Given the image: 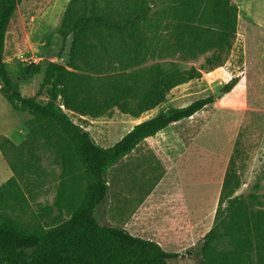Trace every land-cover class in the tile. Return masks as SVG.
<instances>
[{"label": "rangeland", "instance_id": "rangeland-1", "mask_svg": "<svg viewBox=\"0 0 264 264\" xmlns=\"http://www.w3.org/2000/svg\"><path fill=\"white\" fill-rule=\"evenodd\" d=\"M69 2L70 0H23L10 21L1 50L3 62L7 64L10 75L19 82L22 93L33 96L40 102L48 99L50 85L45 72L51 62L64 64L74 74L75 82L83 81V84L85 79L102 78L105 81V77L131 71V68L115 69L120 68V64L116 66L106 63L112 66L106 72L97 70L100 68L98 66L92 68L85 64L87 59L83 58L89 55L95 53L100 59L103 56L99 41L103 40L107 32L96 28L87 32V52L73 60L74 36L64 38L59 34ZM113 2L115 6L110 8L106 0H92L90 12H101L114 19L130 13L123 9V0H120V5L116 0ZM145 7L149 11L148 20L142 22L141 32L135 38L128 39L132 46L145 36L153 34L146 32L149 30L148 23L155 19L156 12L163 9L164 3L160 0H146ZM240 27L242 28L241 23L238 22L237 43L223 66L203 71L200 78L172 88L164 101L139 117L123 111L118 105L104 108L101 114H81L66 109L64 99H59V103L75 123L89 130L99 144L110 147L140 120L167 112L173 107L186 106L201 97L215 95L214 104L168 127L156 144L166 147L163 152L168 157H182L189 150L193 152L195 147L201 149L202 161L194 168L183 164L175 178L172 175L165 178V188L174 190L176 183L182 181L189 184L190 190L191 184H202L203 208L206 210L200 240L215 227L212 247L218 251H230L234 247L225 228L232 209L243 204L245 214H264V90L256 85L246 92L244 53L247 48L249 77L253 79L252 82L259 83L258 78L264 81V35L256 28L249 34L247 42H243ZM205 57L203 55L192 61L177 58L160 61L149 59L137 68L161 63L167 69L173 65L184 70L191 66L199 67ZM236 76L239 77L236 87L231 92L224 93L223 86ZM83 84L79 87L82 98L106 102L111 97V91L100 93L104 83L97 84L100 89L95 87L92 90L87 84ZM139 99V96L133 97L132 103L136 104ZM47 129L53 131L47 122L39 121L29 111L15 110L4 96L0 83V186L9 178L15 177L29 203L24 211L13 213L8 208L2 213H6L25 231L49 229L69 219L86 190L83 166L75 157L74 149L72 152H65L66 155L68 153L69 160L64 162L54 143H58L57 137H53L52 143L47 142L43 134ZM34 133L39 134L35 136ZM146 146L144 144L140 149L146 150ZM131 157L126 159L127 165L115 164L109 169V195L97 209V218L101 224L121 226L145 198L148 187L158 183L164 172V167L158 162L150 170H138V167L129 163ZM212 176H217L218 180L224 177L226 186L223 200L218 203V211L211 217L208 210L211 188L216 184ZM122 180L125 182L122 184L124 195L116 202L120 199ZM157 224L158 229L164 228L159 220ZM188 249L182 251V257L171 260L168 264H199L203 258L202 253L194 248L188 254ZM234 262L255 264V252L251 253L250 258L243 254Z\"/></svg>", "mask_w": 264, "mask_h": 264}, {"label": "trees", "instance_id": "trees-1", "mask_svg": "<svg viewBox=\"0 0 264 264\" xmlns=\"http://www.w3.org/2000/svg\"><path fill=\"white\" fill-rule=\"evenodd\" d=\"M22 1L0 0L1 50L10 21ZM116 1L120 5V0ZM160 1L164 3L163 9L154 14L155 19L151 23L147 21L149 30L145 29L153 34L145 36L135 46L128 39L135 38L141 32L142 22L148 20L146 0H123L125 7H121L130 13L118 19L101 12L91 13L92 0H70L65 10L59 34L64 38L74 36L73 60L87 52V32L96 28L107 32L99 41L103 56L100 59L95 53L89 55L83 58L87 59L85 64L92 68L98 66L97 70L103 72L112 67L106 63L120 64V68L115 69L131 68L130 72L105 77V81L102 78L85 79L83 84V81L75 82L74 74L64 64L51 62L45 72L50 85L48 99L40 102L33 96H25L19 82L10 75L7 64L0 63V83L6 99L15 110H27L52 127L53 131L47 129L43 134L49 143L53 142L54 136L57 137L58 143H54L64 162L69 160L65 152L74 149L75 157L83 166L87 184L69 219L49 229L25 231L2 212L8 208L13 213L24 211L29 204L27 196L15 177L3 183L0 186V264H168L183 256V253L165 250L154 240L133 235L124 227L101 224L97 208L108 196V172L113 165L146 138L213 104L216 96L201 97L186 106L173 107L146 119L110 147L99 144L90 131L75 123L59 103L61 97L66 109L87 115L101 114L104 108L118 105L123 111L139 117L164 101L172 88L200 78L203 71L221 67L228 61L237 43L238 32L239 9L233 0ZM106 2L110 8L115 6L113 0ZM203 55H206L205 61L199 67L191 66L184 70L173 65L167 69L161 63L137 68L149 59L192 61ZM238 82L239 77H233L222 91L231 92ZM80 83L87 84L91 90L104 83L100 93L111 91V97L106 102L82 98ZM135 96L140 99L133 104ZM243 210V204L232 209L225 224L234 246L232 250L218 251L212 247L215 238L213 227L187 253L197 248L203 255L199 264H235L241 255L250 258L255 252V264H264V214H245Z\"/></svg>", "mask_w": 264, "mask_h": 264}, {"label": "crops", "instance_id": "crops-1", "mask_svg": "<svg viewBox=\"0 0 264 264\" xmlns=\"http://www.w3.org/2000/svg\"><path fill=\"white\" fill-rule=\"evenodd\" d=\"M234 1L238 3V22H240L242 26V28H240L244 39L243 42H247L249 34H252L253 30L256 28L260 29V32L264 35V0ZM244 53L246 92H249L254 86L256 87V85L259 86L260 90H264L263 80L258 78L260 82L254 84L252 82L253 79H250L247 48ZM144 120H140L138 123ZM168 127L159 131L156 135L146 138L130 154L116 163V165H127L128 162H126V159L132 156L129 163L134 167H138V170H150L155 162L161 163L164 167V172L159 178L158 183L148 187L145 198L133 209V212L121 224V227L130 231L133 235L158 242L167 251L182 253L183 250L195 246L197 241H201L200 239L203 236L202 224L206 209L203 208L202 184H191L192 186L190 190V187H188L189 184L182 181L179 183L175 182L176 186L174 190L173 188L166 189L165 178L171 175L175 178V175L178 174V171L183 167V164L185 167L189 166L190 168H194L199 161H202V156L201 149L196 147L193 152H190L189 150L190 154L185 150L188 154H183L182 157H168V155H165L163 151L166 147L158 146L156 142L160 141L162 135H165V131ZM144 144L147 145L146 150H141L140 147ZM212 168L211 165V170ZM213 176L212 179H214V183L216 184L214 188L210 185L212 187V196L210 201L211 204L208 208L211 217L217 212L220 197L224 193V187L226 186L224 177L218 180L217 176L215 178ZM122 184H125L123 180L121 182V185ZM121 185L119 189L120 199H117L116 202L121 200V195H124V186ZM158 220L160 224H164V228L158 229L156 227ZM106 223H108V219H106Z\"/></svg>", "mask_w": 264, "mask_h": 264}, {"label": "water", "instance_id": "water-1", "mask_svg": "<svg viewBox=\"0 0 264 264\" xmlns=\"http://www.w3.org/2000/svg\"><path fill=\"white\" fill-rule=\"evenodd\" d=\"M3 61L2 55H1V44H0V63Z\"/></svg>", "mask_w": 264, "mask_h": 264}]
</instances>
